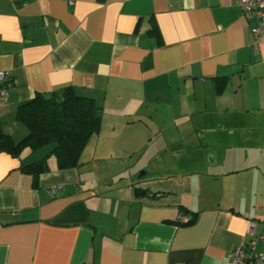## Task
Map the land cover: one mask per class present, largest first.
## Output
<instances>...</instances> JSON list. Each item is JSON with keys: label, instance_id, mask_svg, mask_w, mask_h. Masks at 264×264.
Segmentation results:
<instances>
[{"label": "crops", "instance_id": "crops-1", "mask_svg": "<svg viewBox=\"0 0 264 264\" xmlns=\"http://www.w3.org/2000/svg\"><path fill=\"white\" fill-rule=\"evenodd\" d=\"M256 24L229 0H0L1 132L63 87L100 117L74 168L0 152V264H227L249 224L264 254Z\"/></svg>", "mask_w": 264, "mask_h": 264}, {"label": "trees", "instance_id": "trees-1", "mask_svg": "<svg viewBox=\"0 0 264 264\" xmlns=\"http://www.w3.org/2000/svg\"><path fill=\"white\" fill-rule=\"evenodd\" d=\"M153 31L151 28L150 32ZM98 112L92 99L75 96L70 87H63L48 97L35 95L17 106L14 114V120L26 129L25 137L13 144L0 129V152L16 156L23 148L34 151L52 144L50 155L57 169L74 168L87 141L99 131ZM30 169L31 172L38 170L35 166Z\"/></svg>", "mask_w": 264, "mask_h": 264}, {"label": "built area", "instance_id": "built-area-1", "mask_svg": "<svg viewBox=\"0 0 264 264\" xmlns=\"http://www.w3.org/2000/svg\"><path fill=\"white\" fill-rule=\"evenodd\" d=\"M235 4L243 15H253L257 19V24L253 30L255 34L264 32V0H229ZM9 80L7 72H0V84H6ZM8 85V83H7ZM5 96V91L0 88V97ZM59 189V187L55 188ZM181 222L186 223L187 218H179ZM245 236L249 237L246 245L239 244L235 246L227 256V264H262L264 254L253 255L251 252L255 243L259 241V236L253 234V228L249 224L245 229Z\"/></svg>", "mask_w": 264, "mask_h": 264}, {"label": "rangeland", "instance_id": "rangeland-1", "mask_svg": "<svg viewBox=\"0 0 264 264\" xmlns=\"http://www.w3.org/2000/svg\"><path fill=\"white\" fill-rule=\"evenodd\" d=\"M148 162L147 161H144L143 159H141V160H139L138 158L136 159V157L135 156H133V157H131V160L128 162V166H132V165H134V167H135V169L136 170H138L140 167H141V164H147ZM152 165H154V164H156V167H154L153 168V166L150 168V169H152V171H155V172H153V173H156L155 175L156 176H159L160 174H162V169L161 168H159V167H157V165H160V163L159 162H157V161H154L153 163L152 162H150ZM125 165V164H124ZM151 171V170H150ZM139 173V172H138ZM149 176H151V177H154V175H148V177ZM146 177H147V175H146ZM146 184H151V186H156V185H158V183H160L159 182V180L158 181H147L146 180V182H145Z\"/></svg>", "mask_w": 264, "mask_h": 264}, {"label": "water", "instance_id": "water-1", "mask_svg": "<svg viewBox=\"0 0 264 264\" xmlns=\"http://www.w3.org/2000/svg\"><path fill=\"white\" fill-rule=\"evenodd\" d=\"M134 191V190H133Z\"/></svg>", "mask_w": 264, "mask_h": 264}]
</instances>
